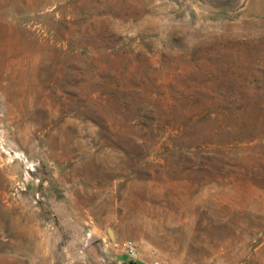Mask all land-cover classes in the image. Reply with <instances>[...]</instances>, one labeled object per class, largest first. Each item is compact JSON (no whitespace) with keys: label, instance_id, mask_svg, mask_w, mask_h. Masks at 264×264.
Masks as SVG:
<instances>
[{"label":"rangeland","instance_id":"374dc122","mask_svg":"<svg viewBox=\"0 0 264 264\" xmlns=\"http://www.w3.org/2000/svg\"><path fill=\"white\" fill-rule=\"evenodd\" d=\"M120 255L264 264V0H0V264Z\"/></svg>","mask_w":264,"mask_h":264},{"label":"built area","instance_id":"2783aa9c","mask_svg":"<svg viewBox=\"0 0 264 264\" xmlns=\"http://www.w3.org/2000/svg\"><path fill=\"white\" fill-rule=\"evenodd\" d=\"M123 245H124V248H125V251L127 252V254H129V255L135 254V246L130 239H125L123 241Z\"/></svg>","mask_w":264,"mask_h":264},{"label":"crops","instance_id":"0c3cea01","mask_svg":"<svg viewBox=\"0 0 264 264\" xmlns=\"http://www.w3.org/2000/svg\"><path fill=\"white\" fill-rule=\"evenodd\" d=\"M115 259L118 261V263L120 262V264H132L131 262H128V263H125V262H127V261H124L123 259H122V255H120L119 257H116L115 256ZM128 260H129V257H128ZM140 262V261H139ZM141 264L143 263V262H140ZM143 264H145V263H143Z\"/></svg>","mask_w":264,"mask_h":264},{"label":"trees","instance_id":"16d2710c","mask_svg":"<svg viewBox=\"0 0 264 264\" xmlns=\"http://www.w3.org/2000/svg\"><path fill=\"white\" fill-rule=\"evenodd\" d=\"M130 262L132 263V264H135V262H137L136 260H130Z\"/></svg>","mask_w":264,"mask_h":264}]
</instances>
